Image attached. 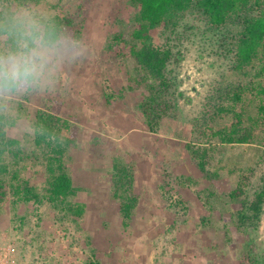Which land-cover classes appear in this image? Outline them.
<instances>
[{"label":"rangeland","instance_id":"374dc122","mask_svg":"<svg viewBox=\"0 0 264 264\" xmlns=\"http://www.w3.org/2000/svg\"><path fill=\"white\" fill-rule=\"evenodd\" d=\"M13 3L50 17L77 13L82 4L81 38L90 55L64 66L55 86L8 98L0 108L7 136L20 142L17 158L0 146V161L18 173L16 180L6 175L0 252L13 264H264V205L257 221L237 226V211L264 188V135L257 130L247 143L227 144L212 134L233 121L231 112L216 113L217 105L229 103L224 90L264 84V50L246 73L237 71L230 34L239 26L219 31L195 10L187 12L171 35L179 57L168 67L174 108L150 132L139 107L150 80L114 37L128 30L136 11L131 0ZM245 90L236 108L250 125L264 92ZM39 109L56 114L63 133L76 130L64 154L80 187L67 198L72 210L46 198L47 150L33 141ZM115 164L132 173L139 195L128 219L113 208ZM25 182L35 187L37 201L11 192V183ZM238 187L241 196L231 197Z\"/></svg>","mask_w":264,"mask_h":264},{"label":"trees","instance_id":"16d2710c","mask_svg":"<svg viewBox=\"0 0 264 264\" xmlns=\"http://www.w3.org/2000/svg\"><path fill=\"white\" fill-rule=\"evenodd\" d=\"M15 1L37 2L39 0ZM131 3L136 11L128 30L119 32L114 37L119 43L124 44L145 78L150 80L148 94L139 105L143 123L150 132H156L163 115L167 114L170 107L174 108L173 102L170 103V100L173 99L171 97L173 83L168 77V67L173 61H178L179 57L177 53L173 52L171 35H175L187 12L195 10L219 31H227L229 23L239 26V30L230 34V39L234 42L233 67L237 71L246 73L249 65L264 50V0H131ZM80 5L77 13L60 10L52 18L64 30L81 38L86 11L84 6ZM251 83L252 86L250 84L242 85V87L236 86L229 92H226L227 89L223 91V96L229 97V103L226 106L217 105L216 113L231 112L233 121L212 133L219 142L247 143L253 139L257 130H261L264 135V102L258 106L256 122H252L250 125L244 122L243 110L236 108L242 101L245 89L250 90L257 87L258 92H264L263 82L257 83L258 85ZM135 86L138 84H131L130 88ZM35 117L34 144L47 150L45 161L48 173L46 198L53 205L66 204V208L72 210L67 198L74 196L80 187L73 183L67 171L64 154L66 148L75 141L76 130L63 133L64 122L52 112L39 109ZM41 131L47 132L49 135H42ZM19 144L18 139L7 136L4 128V116L0 112V146L7 148L13 157L17 158ZM200 168L202 171L204 170L203 163H200ZM7 174H10L14 180L18 178L17 172L10 173L7 161H0V202L7 194ZM113 186L117 198L113 208L125 219H128L139 201V195L133 185L132 173L115 164ZM10 188L15 197L24 201H37L39 198L35 187L29 185L28 182L22 185L11 183ZM119 192H123L125 196H120ZM241 194L242 188L238 187L230 195L233 198H238ZM263 205L264 188H261L255 193L254 199L249 204H245L237 211L238 228H245L248 224L257 221ZM78 214H82L81 209ZM246 256L250 261V255ZM89 264H100V262L94 260Z\"/></svg>","mask_w":264,"mask_h":264},{"label":"clouds","instance_id":"9594fccd","mask_svg":"<svg viewBox=\"0 0 264 264\" xmlns=\"http://www.w3.org/2000/svg\"><path fill=\"white\" fill-rule=\"evenodd\" d=\"M89 55L86 40L64 30L54 18L0 0V108L8 98L55 86L64 66Z\"/></svg>","mask_w":264,"mask_h":264},{"label":"built area","instance_id":"2783aa9c","mask_svg":"<svg viewBox=\"0 0 264 264\" xmlns=\"http://www.w3.org/2000/svg\"><path fill=\"white\" fill-rule=\"evenodd\" d=\"M14 261L5 252H0V264H13Z\"/></svg>","mask_w":264,"mask_h":264}]
</instances>
